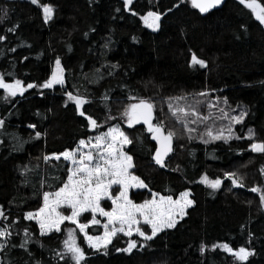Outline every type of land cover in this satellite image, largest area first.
Wrapping results in <instances>:
<instances>
[{
	"label": "trees",
	"instance_id": "16d2710c",
	"mask_svg": "<svg viewBox=\"0 0 264 264\" xmlns=\"http://www.w3.org/2000/svg\"><path fill=\"white\" fill-rule=\"evenodd\" d=\"M256 1L264 7V0ZM43 4L53 6L47 23ZM148 11L162 14L155 32L142 24ZM0 35L6 37L0 41V75L7 83L20 79L25 87L22 95L7 100L0 90V119L5 121L0 127V208L7 217H0V227L10 226L12 233L0 250V264H65L55 252L64 250L67 224L41 236L25 213L36 212L43 192H55L67 180L69 163L54 153L73 150L80 140L115 125L132 140L126 148L133 157L131 173L147 185L131 191L130 199L142 203L153 193L176 199L189 191L195 203L174 228L157 234L148 246L140 248L142 238L132 236L138 246L131 252L116 250L127 247L129 237L122 234L113 238L105 254L87 247L78 233L84 264H264V205L260 193L251 191H264V153L249 147L264 142V28L240 0H227L205 14L191 0H132L127 10L124 0H0ZM193 53L206 61L205 67L191 65ZM57 58L64 69L63 86L27 88L28 83L43 84ZM66 92L87 98L82 110L97 120L96 129L86 127L87 119L78 115ZM140 99L153 103V124L163 122L165 134L176 133L166 167L154 160L156 147L147 128L126 125L125 109ZM170 101L194 106L208 117L201 121L189 114L188 127L196 129L191 140L169 111ZM241 111L246 115L232 123L229 140L204 143L209 139L206 128L227 129L230 121L222 118L223 112L232 116ZM225 172L242 177L245 186H233ZM203 176L220 178L221 187L204 186ZM113 189V194L119 191ZM101 207L108 211L112 206L105 199ZM90 219L84 213L79 222ZM25 227L27 250L19 246ZM86 231L103 232L99 225ZM224 243L254 254L240 262L218 248Z\"/></svg>",
	"mask_w": 264,
	"mask_h": 264
},
{
	"label": "snow or ice",
	"instance_id": "6c2138e0",
	"mask_svg": "<svg viewBox=\"0 0 264 264\" xmlns=\"http://www.w3.org/2000/svg\"><path fill=\"white\" fill-rule=\"evenodd\" d=\"M221 2L222 0H191L192 6L199 9L201 13L208 12L210 9L220 5ZM31 3L38 4L39 0H31ZM131 3L132 0H124V8L127 10ZM240 3L250 8L256 19L261 24H264V7L258 4L256 0H240ZM42 10L44 21L47 23L53 16V6L43 4ZM161 15L159 12L148 11L141 19L148 27L155 29L160 26ZM9 31H14V29H9ZM4 39L6 37L0 35V41ZM190 63L192 66H206V61L198 58L195 53L192 54ZM55 65L52 75L43 84L34 85L28 83L27 88H33L34 86L40 88H52L54 85L63 86L65 82L64 69L61 66L59 58L56 59ZM0 89L5 90V100L9 97H15L18 93L22 95L25 91L23 82L20 79L7 83L3 75H0ZM65 95L68 101L75 103L76 111L79 115L85 116L86 113L82 110V106L87 103V98L81 95H74L72 92H66ZM199 95L205 96L206 93H200ZM168 107L177 122L183 123L184 129L189 133V140L193 138L190 134L196 131L195 128L188 127L189 114L201 121L208 119V117H202L201 113L194 106H179L170 101ZM209 107H215V105L209 103ZM153 108V103L140 99L138 103L128 105L123 115L128 117L129 126L143 120L144 124L147 125L148 132L152 135V139L156 140L158 144L154 160L161 167H166L165 157L172 151V141L176 133L173 130H168L165 134L163 122L158 124L152 123ZM245 115L246 112L244 111H241L239 115L232 116L227 112H223L222 118H227L230 121L227 129L221 128L219 131H213L211 128H206V134L209 139H204L203 134L200 138L204 139L205 144H208L210 140H229L233 134L232 123L242 121ZM87 121L86 127L92 129L98 127L97 120L91 115L87 116ZM196 122L197 120L191 121V123ZM4 123L5 121L0 119V127H3ZM29 127L34 129L36 125L30 124ZM225 131L228 133L227 136L224 135ZM35 135L39 137L41 133L36 131ZM253 136L254 133L249 129V138ZM131 143L132 140L125 132L118 126H112L108 128L107 132H100L88 141L80 140L79 146L76 149L66 150L60 154L54 153L53 155L57 159L63 156L66 160L72 161V167L68 169L67 180L55 192H43V205L35 213H25L24 218L37 220L41 236L47 235L53 230L57 232L61 231L63 222L70 221L84 234V239L89 248L94 251H103L105 254H107L108 245L120 233L129 237V239L127 240L126 248H117L116 250L131 252L138 246V241L131 238L134 232L143 240L142 243H139V247L144 248L148 246V242L152 241L158 233L165 229L174 228L178 220L187 215L186 210L195 201L189 198L190 194L188 191L180 193L177 199H173L170 195L159 196V199H157L158 193H153L152 199H145L142 203H135L130 199V188L147 187L140 177L133 175L129 171L134 166L132 163L133 157L124 151V145ZM85 146L89 147V151H82V148ZM249 147L253 152L264 153V142L254 141ZM77 153H79L78 158ZM48 158L47 156L45 157L46 160ZM261 172L264 174V168L261 169ZM224 175L226 178H231L233 186H245L242 177H239L236 173L225 172ZM201 183H204L213 190H217L221 187L222 181L220 178L209 180L207 176H203ZM113 185H119V191L116 194H113L115 192ZM251 191L260 193V202L264 205V191H261L258 187L251 188ZM105 197L111 201V210L106 211L104 207H101V201ZM61 205H66L70 208V214L66 215L58 212L57 209ZM85 212H91V219L87 223H81L79 222L81 214ZM97 213L107 218L103 225L104 231L101 235H89L86 231L89 225H99L101 223L97 219ZM0 217L7 219L2 208H0ZM141 221L150 227V233L140 226ZM9 227H0V239L3 241L0 242V250H3L10 243L8 237L12 233L9 231ZM24 232L25 239L19 246L27 250L30 240L27 235L29 229L25 227ZM13 246L15 247V245ZM63 246V252H55V255L65 261V264H84L86 252L76 243L75 230L71 227L66 229V239L63 241ZM41 247H43V244H41ZM212 247L216 248L217 245L214 244ZM220 247L227 253L232 254L240 262L247 261L254 254V250L244 246L234 249L229 244L224 243ZM204 250L205 246L202 245L200 251L203 253ZM29 255H31L30 252ZM36 264H42V262L38 260Z\"/></svg>",
	"mask_w": 264,
	"mask_h": 264
},
{
	"label": "rangeland",
	"instance_id": "374dc122",
	"mask_svg": "<svg viewBox=\"0 0 264 264\" xmlns=\"http://www.w3.org/2000/svg\"><path fill=\"white\" fill-rule=\"evenodd\" d=\"M28 1H31V0H28ZM142 24H143V26L147 29V30H149V31H153V32H155V31H157L158 30V28H155V29H153V28H150V27H148L145 23H144V21L142 20ZM1 90V89H0ZM138 124H140V121L139 122H136V123H133L131 126H129V124H128V117L126 116V125L127 126H129V127H133V126H136V125H138ZM115 126H117V125H115ZM119 127V126H118ZM120 128V127H119ZM121 129V128H120ZM108 130V129H107ZM107 130L105 131V132H107ZM224 135L225 136H227L228 135V133L227 132H225L224 133ZM95 137V136H94ZM94 137H89V138H87L85 141H88L90 138H94ZM93 143H94V140H93ZM79 146V143L77 144V146L75 147V149L77 148ZM127 146H128V144L127 145H124V151H126V148H127ZM82 151H85V152H87V151H89V147H87V146H85V147H83L82 148ZM94 151V150H93ZM94 154H95V151H94ZM79 157V153H77V158ZM55 158H56V156H55ZM59 158H62V159H65L63 156H60ZM66 160V159H65ZM68 163H69V168L70 167H72V161L71 160H66ZM131 169L132 168H130L129 169V171H130V173H131ZM200 182H201V180H200ZM204 186H206L204 183H202ZM115 187H117V188H119V185H113V188H115ZM208 187V186H207ZM143 189H145V187L144 188H135V187H133V188H130L129 189V194H130V192L131 191H137V190H143ZM189 192V191H188ZM189 194H190V192H189ZM159 196L160 195H158L156 198L157 199H159ZM180 196V195H179ZM179 196H178V198H179ZM189 198H191V194L189 195ZM105 199H107L106 197L104 198V199H102V200H105ZM151 199H152V196H151ZM177 199V198H176ZM108 200V199H107ZM110 201V200H109ZM110 203H111V201H110ZM43 205V204H42ZM111 206H112V204H111ZM191 207V206H190ZM189 207V208H190ZM188 208V209H189ZM187 209V210H188ZM186 210V211H187ZM57 211L58 212H62V213H64V214H70V212H71V209L70 208H68L66 205H61L58 209H57ZM33 213H35V212H33ZM85 213H90L91 214V212H85ZM84 213H82L81 215H83ZM91 216H92V214H91ZM185 217V216H184ZM183 217V218H184ZM182 218V219H183ZM97 219H99L100 221H101V223L99 224V226H101L102 227V230L104 231V227H103V225H104V222L106 221V217H103V216H100L99 215V213H97ZM182 219H179L178 220V222L179 221H181ZM27 220H30V219H27ZM31 221H33V222H35L36 224H37V226L39 227V224H38V222H37V220H35V219H31ZM67 224V226L65 227V229H64V232H65V239H66V229L67 228H69V227H71V228H73L74 230H75V234L77 235L78 233L83 237V241H84V243H85V245L87 246V247H89L88 246V244L86 243V241H85V239H84V234L83 233H81L80 231H79V228L75 225V224H72L70 221H64L63 222V224L61 225V227L64 225V224ZM90 226H98V225H89V227ZM143 229L144 228H146V229H148V231H149V233L151 232V229H150V227L149 226H147V225H145V224H143V222L141 221V225H140ZM40 230V229H39ZM87 230V229H86ZM165 230H168V229H165ZM53 231H55V230H53ZM52 231V232H53ZM57 232V231H56ZM51 233V232H50ZM50 233H48V234H50ZM103 233V232H102ZM120 234H122L123 235V233H120ZM159 234V233H158ZM132 236H137V237H139L135 232L133 233V235ZM139 238H141V237H139ZM0 242H3L2 241V239H0ZM76 243L78 244V242H77V237H76ZM218 248L219 249H221V250H223L222 249V247H220V245L218 246Z\"/></svg>",
	"mask_w": 264,
	"mask_h": 264
},
{
	"label": "water",
	"instance_id": "95a60500",
	"mask_svg": "<svg viewBox=\"0 0 264 264\" xmlns=\"http://www.w3.org/2000/svg\"><path fill=\"white\" fill-rule=\"evenodd\" d=\"M227 0H222V2H221V4L220 5H217L216 7H214V8H212V9H210L208 12H210V11H213V10H217V9H220L223 5H224V3L226 2ZM257 2V1H256ZM258 3V2H257ZM259 4V3H258ZM244 6H246L245 4H243ZM247 7V6H246ZM248 8V7H247ZM197 9V8H196ZM248 9H250V8H248ZM198 11H199V9H197ZM251 10V9H250ZM252 11V10H251ZM200 12V11H199ZM208 12H206V13H208ZM201 13V12H200ZM253 13V12H252ZM201 14H205V13H201ZM253 17H254V19H255V21L262 27V28H264V24H261L260 22H259V20H257L256 19V17H255V15H254V13H253ZM78 115H79V113H78ZM80 116V115H79ZM81 118H83V119H87V116L85 115V116H80ZM152 120H153V118H152ZM140 124H142L143 126H145L146 128H147V125L146 124H144V122H143V120H140ZM151 140H152V142L154 143V145H155V147L157 148L158 147V144H157V141L156 140H154V139H152V135H151ZM156 151V150H155ZM171 153H172V151L171 152H169L168 154H167V156L165 157V161L170 157V155H171ZM230 255H232V254H230ZM233 256V255H232Z\"/></svg>",
	"mask_w": 264,
	"mask_h": 264
},
{
	"label": "bare ground",
	"instance_id": "6f19581e",
	"mask_svg": "<svg viewBox=\"0 0 264 264\" xmlns=\"http://www.w3.org/2000/svg\"><path fill=\"white\" fill-rule=\"evenodd\" d=\"M146 128V127H145Z\"/></svg>",
	"mask_w": 264,
	"mask_h": 264
}]
</instances>
